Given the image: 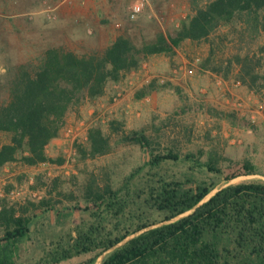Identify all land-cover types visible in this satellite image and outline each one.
I'll return each mask as SVG.
<instances>
[{"label": "trees", "instance_id": "1", "mask_svg": "<svg viewBox=\"0 0 264 264\" xmlns=\"http://www.w3.org/2000/svg\"><path fill=\"white\" fill-rule=\"evenodd\" d=\"M192 13L179 28L158 32L152 40L135 43L120 35L102 52L77 54L62 46L47 48L35 61L8 65L0 75V133L7 141L0 146V168L17 163L36 167L50 163L64 165L63 158H52L47 148L58 138L69 113L85 100L105 95L110 82H119L127 73L138 70L148 57L165 54L173 57L185 41H207L208 57L201 67L215 72L239 65L238 80L251 90L264 86L259 59L237 54L225 66L211 65L215 59L212 36L223 28L229 37L251 39L264 29V0H190ZM264 50V48H263ZM150 82L136 93L137 98L154 91ZM218 117H226L222 112ZM230 117V116H227ZM118 141L138 145L148 159L114 186L90 178L79 198L72 197L71 210L88 213L72 233L50 241L42 261L59 264L76 256L94 253L81 264H264V182L225 184L257 174L249 160L223 170L215 156L196 163L204 168L206 179L186 176L178 179L163 172L167 161H179L171 149L158 150L144 131L125 133L122 123L109 122ZM93 125L87 132V145L76 144L80 160L108 154L111 136ZM192 154L185 160H191ZM194 165V164H193ZM191 166V170H193ZM59 179L36 178V186L46 193L38 202L13 203L0 198V264H17L22 244L30 239V224L36 212L52 211L57 199ZM34 186V187H36ZM218 190L214 193L215 189ZM156 214V217L154 215ZM133 236V237H132ZM128 241L121 244L124 240Z\"/></svg>", "mask_w": 264, "mask_h": 264}, {"label": "rangeland", "instance_id": "2", "mask_svg": "<svg viewBox=\"0 0 264 264\" xmlns=\"http://www.w3.org/2000/svg\"><path fill=\"white\" fill-rule=\"evenodd\" d=\"M137 1L0 0V75L8 65L35 61L49 47L74 49L80 55L102 52L107 39L116 33L129 36L140 44L144 40H152L158 32L179 28L192 13L190 0H145L142 13L131 20L129 11ZM88 10L92 11L91 20L84 25L83 13ZM226 30L227 27H223L212 36L216 48L211 67L214 64L224 67L225 62L233 60L237 54L248 55L260 60L262 66L259 71L264 75V29L254 39L244 33L243 38L238 36L230 41L231 36L220 43L218 38ZM93 44H97L98 51L90 50ZM209 50V42L203 41L196 51L186 52L190 53L188 58L194 63V59L202 58L206 51L209 54ZM153 63L157 66H152ZM181 65L154 61L145 69L140 67L134 74L128 73L117 83L110 82L107 105L101 107L99 102L83 101L66 117L61 143L48 147L49 156L65 159L64 165L47 163L37 168L16 165L11 170V177L0 175V188L4 190L7 185L12 186L8 198L13 203L38 202L44 197L45 189L40 188V184L35 185L38 176L58 178L57 189L63 192L57 198L60 203L55 204L52 211L36 212L37 217L30 224V239L22 244L17 264H44L42 258L50 241L67 233L74 236L73 231L78 224L91 221L88 213L70 209L74 204L71 198H79L90 178H96L100 184L109 182L118 186L148 159V153L138 145L121 143L118 134L110 133L108 125L112 120L121 122L125 133L144 131L158 150L171 149L177 153L179 161L163 164V172L169 177L206 179L209 176L206 170L193 162L203 164L215 156L219 159L218 167L223 170L245 160L256 166V176H241L231 183L264 182V86L256 91L239 81L240 67L234 61L230 70L221 69L220 72L198 70L189 64L186 69H180ZM172 69H178L175 76ZM146 74L173 80L166 85L155 83L157 93L153 99L140 102L135 97L137 91L134 92V88L137 82L146 78ZM239 101L246 106L240 113L235 106ZM218 112L230 117H218ZM82 121L84 126L80 125ZM93 125L101 126L106 134L110 133L112 149L106 155L80 160L76 144L87 145L88 128ZM7 140L0 133V146ZM190 154L194 158L185 160V156ZM4 179L6 185H2ZM220 182L218 187L228 183L223 179ZM35 191L42 192L41 199L31 195ZM93 256L94 253L84 254L59 264H81ZM101 259L102 256L97 262Z\"/></svg>", "mask_w": 264, "mask_h": 264}, {"label": "crops", "instance_id": "3", "mask_svg": "<svg viewBox=\"0 0 264 264\" xmlns=\"http://www.w3.org/2000/svg\"><path fill=\"white\" fill-rule=\"evenodd\" d=\"M91 13H92V11H90V10L86 11L85 14L83 13V17H84L83 18L84 19L83 24L84 25H87L90 22V20H91V16H90ZM120 35H121L120 33H116V34H113L112 37L108 38L107 39V42L105 44V47L101 51H103L105 48H107ZM97 43L100 44V42H97ZM202 43H203V41H201V42L190 41V40L185 41L184 43H182L177 48L176 53H175V55L173 57H169V56H167L165 54L152 55V56L148 57V59L142 64L141 67H142V69H145V67L150 66V64L152 62H154V61H158L159 62V61L162 60V61H170L174 66H177L179 63L183 64V65L180 66V69H182V68L186 69L187 66H188L187 64H189V65L195 66V68H197L198 70H202L203 71V68L201 67V64L208 57V52H207L208 50L202 56V58H196V59H194V63H191L190 59L188 58V55H190V53H187L186 52L187 50H189V51H192V50L193 51H196L197 47L199 48V46H201ZM93 45L94 46H91V49L90 50H92V51H96L97 50L98 51L97 44H93ZM71 51L75 52L74 49H71ZM198 62L200 63L199 64L200 66L197 67L196 63H198ZM152 66H157V65L155 63H153ZM174 71H175V69H172V72H174ZM129 73L130 74H134L135 73V70H132ZM184 75H186L185 72H184ZM154 76L155 75H153V74H146V78L145 79H142L140 82H137L138 85L135 86V88H134L135 91L134 92H136V91L138 92L139 90H141L143 87H145L150 82H155L157 84L156 81L152 80V77H154ZM175 85H177V84H175ZM175 89L179 90L180 88L179 87H176ZM136 93H135V97H136ZM156 93H157V91L154 90V91H152L150 93V95H146L145 97H142V98H137L136 97V99L138 101H140V102H145L146 100H148L152 96L154 97L155 96L154 94H156ZM107 95H108V91H106V93H105V95L103 97L98 98V101L97 100H90V101H93L95 103L96 102H99L100 103L99 105L101 107H103V106L107 105L106 104ZM153 97H152V99H153ZM80 125L81 126H84L85 123L82 121V122H80ZM60 136H61V134H60ZM60 136L58 138L52 140L51 143L49 144V146L52 145V144L58 145L59 143H61ZM47 153H48V148H47ZM44 164H47V163H44ZM44 164H40V165H38L36 167H29V168H37V167L42 166ZM16 165H18L19 167H22V166H20V164H17V163L7 164L4 167L0 168V175H6L5 178L11 177L13 175V173H12L11 170ZM24 167H26V166H24ZM0 182H1V179H0ZM2 185H6L5 179H4V181H2ZM5 195H6L5 188H4V190H3V188H0V198L3 197V196H5Z\"/></svg>", "mask_w": 264, "mask_h": 264}, {"label": "built area", "instance_id": "4", "mask_svg": "<svg viewBox=\"0 0 264 264\" xmlns=\"http://www.w3.org/2000/svg\"><path fill=\"white\" fill-rule=\"evenodd\" d=\"M144 4H145V0H139L137 2H135L134 4H132L131 8H130V11H129V18L131 20H134L136 19L143 11V8H144ZM178 72V69H176L174 71L175 74H173V76L176 75V73ZM152 80L156 81L159 85H166L168 83H170L173 78H168V77H164V76H154L152 77ZM239 84V82H238ZM117 98H114V101H116ZM236 106V110H239V113L241 111H243L245 109V105L243 102H237L235 104ZM41 193L40 191H35V192H31V195L36 198L37 200L41 199ZM11 194L13 195L14 192H11Z\"/></svg>", "mask_w": 264, "mask_h": 264}, {"label": "water", "instance_id": "5", "mask_svg": "<svg viewBox=\"0 0 264 264\" xmlns=\"http://www.w3.org/2000/svg\"><path fill=\"white\" fill-rule=\"evenodd\" d=\"M254 176H256L255 174H253V175H248V176H242V177H254ZM264 178V177H263ZM227 184H231V181L229 182V183H227ZM218 190V188L217 189H215L214 191H213V193L212 194H214L216 191ZM133 237V236H132ZM131 237H129V238H127L126 240H124L121 244H123V243H125L126 241H128L129 239H130ZM106 254V253H105ZM105 254H103L102 255V259H103V257H104V255ZM101 259V260H102ZM101 261H99V262H97L96 264H99Z\"/></svg>", "mask_w": 264, "mask_h": 264}]
</instances>
